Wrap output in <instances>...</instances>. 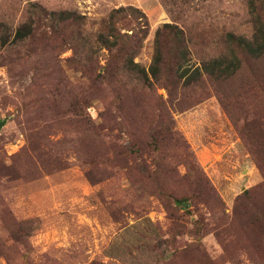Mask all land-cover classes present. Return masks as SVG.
Wrapping results in <instances>:
<instances>
[{
  "label": "rangeland",
  "instance_id": "obj_1",
  "mask_svg": "<svg viewBox=\"0 0 264 264\" xmlns=\"http://www.w3.org/2000/svg\"><path fill=\"white\" fill-rule=\"evenodd\" d=\"M258 13L0 0V264H264V51L227 41Z\"/></svg>",
  "mask_w": 264,
  "mask_h": 264
},
{
  "label": "trees",
  "instance_id": "obj_2",
  "mask_svg": "<svg viewBox=\"0 0 264 264\" xmlns=\"http://www.w3.org/2000/svg\"><path fill=\"white\" fill-rule=\"evenodd\" d=\"M257 2V0H248V3L251 5L253 3ZM253 6V5H252ZM126 10L128 9H125V8H118V9H115L108 17V20L106 22V27L108 28V31L109 32H113V31H116L118 30V27H116V23L120 20H118L117 18V14H120V13H123L125 12ZM140 13V12H139ZM260 23V19H261V15L260 13H258L257 17H256ZM122 20V18H121ZM167 28H170V29H173V30H178L177 26H173V25H170V24H166L164 26V30L167 29ZM164 32V31H163ZM177 34V32L175 33ZM18 36L20 38H24L25 36H27L26 33L22 32V31H18ZM161 36V29L160 31H158V35H157V38L159 40ZM227 41L229 43H232V44H235L236 47H239L240 48H243L247 51H250V52H257L258 54H261L263 51H264V22L262 21L260 23V27L257 28L256 32H254V34H252L251 37H245V36H237L235 35L234 33L230 32L227 34ZM105 39V38H103ZM259 41H260V44H259ZM159 47L157 48L156 52L157 54H159ZM223 56L222 58L218 59V60H215L216 61V65H214L212 62L208 65V68H212V69H208L206 70L208 73L210 74H219V75H227L229 72L232 71V66L230 65L229 62H223ZM220 60V61H219ZM222 60V61H221ZM160 63L161 61L159 59H156L153 67H152V74H154L156 77L158 75V73L161 72V68H160ZM213 66V67H212ZM128 68V70H134V72L136 74H139V75H143L144 77V71L140 68V66L134 64V62L131 60L129 62H127L125 65H122V68ZM193 73H197L198 72V68L197 69H194L192 71ZM149 84H150V81H149ZM168 121H167V126H166V130H167V133L169 136H174L175 132H174V128H173V120L171 118V115L169 114L168 115ZM171 118V119H170Z\"/></svg>",
  "mask_w": 264,
  "mask_h": 264
}]
</instances>
